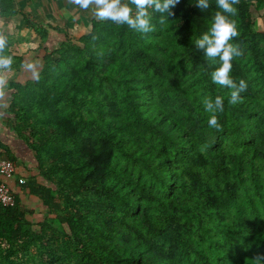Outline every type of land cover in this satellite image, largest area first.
Returning a JSON list of instances; mask_svg holds the SVG:
<instances>
[{"label": "trees", "instance_id": "obj_1", "mask_svg": "<svg viewBox=\"0 0 264 264\" xmlns=\"http://www.w3.org/2000/svg\"><path fill=\"white\" fill-rule=\"evenodd\" d=\"M196 3L179 0L164 23L148 8L146 33L99 20L95 5L76 4L73 22L24 18L41 66L11 83L8 111L35 154L43 183L25 188L44 214L14 193L0 205V264H264V29L252 18L264 22V0L234 5L243 55L230 76L248 85L235 105L212 82L218 58L193 43L215 0ZM0 11L24 16L18 0ZM50 33L64 37L53 48ZM217 95L219 130L203 106Z\"/></svg>", "mask_w": 264, "mask_h": 264}, {"label": "crops", "instance_id": "obj_2", "mask_svg": "<svg viewBox=\"0 0 264 264\" xmlns=\"http://www.w3.org/2000/svg\"><path fill=\"white\" fill-rule=\"evenodd\" d=\"M77 6L75 0H20V2L18 0V7L24 11V16L18 15L16 19H11L0 11V39L4 41L3 47L0 48L1 55L25 58V63L22 66L18 62L15 65L11 62L14 67L0 68V81H2L0 82V150L4 151L5 158L12 160L16 167L14 185L11 186L13 193L31 211L34 210V204L37 208L41 205L36 198L29 195V191L25 187L30 182L43 183V178L39 174L35 154L27 142V134H20L17 131L16 122L8 111L13 100L11 83L25 84L36 78L41 66L40 56L34 60L33 51L28 49L29 39L28 37L24 38L25 28L29 33L24 18L36 20L43 17L45 21L61 23L65 19V15L68 14L73 22L75 19L73 17L77 15ZM47 7L49 10L46 9ZM81 12L89 15V11L81 10ZM15 24H17V33H15ZM55 38L57 37L50 33L49 40L54 41ZM20 179L25 181L23 185L18 183ZM40 210L43 211L42 207Z\"/></svg>", "mask_w": 264, "mask_h": 264}, {"label": "clouds", "instance_id": "obj_3", "mask_svg": "<svg viewBox=\"0 0 264 264\" xmlns=\"http://www.w3.org/2000/svg\"><path fill=\"white\" fill-rule=\"evenodd\" d=\"M240 0H215L218 9L213 17L211 26L199 39L193 43L199 49L204 50L206 57L211 60L218 58L219 66L211 73L212 82L230 90L229 103L235 105L241 97V93L247 90V83L243 79L237 83L231 78L232 60L243 55L239 44L233 43L238 36L236 22L232 17L237 14L234 5L239 4ZM75 3L84 9L90 5H95V16L99 20H111L120 24H127L141 32L151 31L148 8L154 9L162 15L161 23H164L167 16L174 15L173 8L179 0H129L131 5L136 8V15H132V9L122 0H75ZM196 7L205 10L209 7V0H197ZM4 45L0 39V48ZM11 60L0 57V68H8ZM2 82V81H0ZM203 106L206 112L210 113L208 126L220 129L217 113L224 110V98L217 95L214 99L210 96L203 99ZM257 261H264V254H257Z\"/></svg>", "mask_w": 264, "mask_h": 264}, {"label": "built area", "instance_id": "obj_4", "mask_svg": "<svg viewBox=\"0 0 264 264\" xmlns=\"http://www.w3.org/2000/svg\"><path fill=\"white\" fill-rule=\"evenodd\" d=\"M4 151L0 150V205L3 207H12L15 205V196L9 182L15 178V164L12 160L5 158ZM23 185L25 181H18Z\"/></svg>", "mask_w": 264, "mask_h": 264}, {"label": "rangeland", "instance_id": "obj_5", "mask_svg": "<svg viewBox=\"0 0 264 264\" xmlns=\"http://www.w3.org/2000/svg\"><path fill=\"white\" fill-rule=\"evenodd\" d=\"M252 18L255 21L258 29H260V30L261 29H264V22H263V19L261 17H258L256 14H253L252 15ZM70 25L73 27V24H70ZM26 27H27V25H26ZM23 33L25 34L24 38H27L28 37V39H30V33H28V31H27L26 28L24 29V32ZM74 34H75L76 37L77 36H82L83 35V31H81V29L79 27H77L74 30ZM63 39H64L63 36L57 37L54 41H52L53 42L52 44H49V47L50 48L56 47V45L59 44V42L62 41ZM33 56H34V60H36L39 57V55H38V53L36 51H33ZM40 59H41V57H40ZM13 181H15L14 178L10 180V182H9V185L10 186H13L14 185ZM33 208H34V211H35V215L36 216H38V215L42 216V214H44L43 213L44 211L40 210V208H41L40 206L37 208L36 205L34 204Z\"/></svg>", "mask_w": 264, "mask_h": 264}]
</instances>
